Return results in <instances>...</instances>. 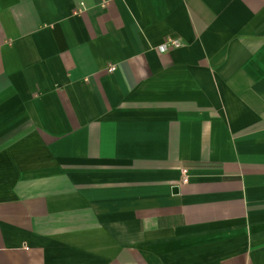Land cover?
I'll list each match as a JSON object with an SVG mask.
<instances>
[{
    "label": "crops",
    "instance_id": "1",
    "mask_svg": "<svg viewBox=\"0 0 264 264\" xmlns=\"http://www.w3.org/2000/svg\"><path fill=\"white\" fill-rule=\"evenodd\" d=\"M0 264H264V0H0Z\"/></svg>",
    "mask_w": 264,
    "mask_h": 264
},
{
    "label": "built area",
    "instance_id": "2",
    "mask_svg": "<svg viewBox=\"0 0 264 264\" xmlns=\"http://www.w3.org/2000/svg\"><path fill=\"white\" fill-rule=\"evenodd\" d=\"M184 46V41L182 38H169L163 44L159 46V50L161 52H168L173 49L181 48ZM115 68L114 66L110 67V70L113 71ZM189 170L188 168L182 169V182L186 183L189 181Z\"/></svg>",
    "mask_w": 264,
    "mask_h": 264
},
{
    "label": "water",
    "instance_id": "3",
    "mask_svg": "<svg viewBox=\"0 0 264 264\" xmlns=\"http://www.w3.org/2000/svg\"><path fill=\"white\" fill-rule=\"evenodd\" d=\"M175 189H177V187Z\"/></svg>",
    "mask_w": 264,
    "mask_h": 264
}]
</instances>
